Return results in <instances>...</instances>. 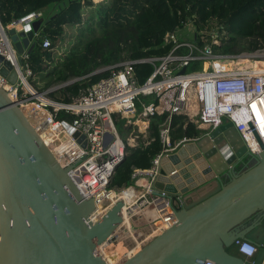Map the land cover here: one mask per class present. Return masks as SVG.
Returning a JSON list of instances; mask_svg holds the SVG:
<instances>
[{"label":"water","instance_id":"1","mask_svg":"<svg viewBox=\"0 0 264 264\" xmlns=\"http://www.w3.org/2000/svg\"><path fill=\"white\" fill-rule=\"evenodd\" d=\"M44 22L39 18L23 31H8L19 66L22 55L35 49ZM0 75L17 83L14 67L1 55ZM246 154L233 123H225L163 156L155 194L183 196L187 205L176 212L172 228L124 264H263L264 151L240 172L238 164ZM72 169L58 163L0 87V264H107L97 248L121 224L124 203L92 224L95 204L83 198L70 177ZM237 240L259 248L254 260L231 252Z\"/></svg>","mask_w":264,"mask_h":264},{"label":"built area","instance_id":"2","mask_svg":"<svg viewBox=\"0 0 264 264\" xmlns=\"http://www.w3.org/2000/svg\"><path fill=\"white\" fill-rule=\"evenodd\" d=\"M41 15V13L32 14L25 19L13 22L6 28L0 22V55L11 63L17 73L15 85L10 84L0 75V87L13 96L14 102L19 107L33 105L35 109L46 113L43 121L36 125L35 129L46 145V136L43 139V133L44 135L49 134L54 139V145L60 143L59 146H53L51 151L54 157L56 152L60 154V158L56 160L63 168L73 167L70 172L71 179L75 183L79 182V185H76L83 198L94 202V211L89 218L92 224L98 223V221H93L98 215V209L95 208L104 206L106 200L113 194L128 190L123 188L120 191L110 188L116 169L126 157L128 145L120 137L114 120L117 116L124 119V114L134 110V99L137 95L144 103L149 123L150 118L155 114L169 112L187 116L191 122L205 132L197 139H182L172 144L169 128L164 127L161 130V140L165 146L163 154L155 159L150 170L134 171L132 178L135 182L143 178H146L147 182L136 190L138 196L134 203L123 202V210L132 222V227H121L122 223L119 233L113 234L109 239L110 242H118L121 238L127 248L124 256H128L138 246L142 249L147 246L149 242L158 237L154 235L156 231L162 235L172 228L177 223L176 212L187 205V199L183 196L176 198L166 192L155 194L154 181L163 156L177 152L189 142L200 140L225 123H233L247 148V159L241 161L238 168L247 162H253L263 153L264 70L219 69L216 67L218 62H228L234 56L214 55L211 46L199 49L192 43L182 42L180 31L170 32L165 37L167 44L174 45L169 55L161 58L128 61L120 65L119 71H113L111 76L87 89L73 103L61 104L49 98L51 90L38 92L33 87L30 83L33 74L26 64L29 55L27 53L22 55L23 66H19L16 51L11 47L8 37V31L12 29L17 32L23 31L25 26L31 25ZM213 44L219 45V42L213 38ZM50 46V41L46 39L43 42V48L48 49ZM183 48H186L189 53L180 54ZM248 57L263 61L264 52L251 54ZM196 63L202 64L203 71L189 72L191 66ZM138 64H150L154 67L153 74L144 85L138 83L135 75V66ZM206 65L207 70H205ZM184 69L186 72L182 74ZM192 80L197 81L199 94L196 109L193 107L191 95L186 91V84ZM147 98H153V100L146 101ZM162 99L166 100V111L164 112H160L159 108ZM157 100H159L158 105H156ZM61 112L71 115L74 118L72 122L58 119ZM70 129L73 130L72 133ZM76 134L78 136H75ZM72 145L76 146L78 153L68 157V150ZM131 188L136 189L135 186L129 189ZM111 208L106 210L103 217ZM149 211H152L154 215L148 216ZM124 219L125 216L122 214V222ZM234 248L240 257L248 261L254 260L259 253V248L254 243L245 240H237ZM129 259L131 258L123 257L121 261L124 264ZM205 264L218 263L207 261Z\"/></svg>","mask_w":264,"mask_h":264},{"label":"trees","instance_id":"3","mask_svg":"<svg viewBox=\"0 0 264 264\" xmlns=\"http://www.w3.org/2000/svg\"><path fill=\"white\" fill-rule=\"evenodd\" d=\"M38 13L45 22L26 64L33 77L48 78L41 92L71 83L49 93L53 101L61 104L73 103L128 61L169 55L174 45L165 42L166 35L189 24L194 27L189 43L199 49L211 46L214 55L237 56L264 49V0H0V22L5 28ZM211 33H215L219 45L213 44ZM46 39L51 43L48 49L43 48ZM242 41L248 45H241ZM188 53L186 48L180 50V54ZM104 69L108 70L97 74ZM201 71V63L189 70ZM153 72L150 64L135 66L140 85ZM141 104L142 101L138 112ZM58 119L72 122L74 118L61 112ZM164 127L169 128L172 144L205 134L187 116L155 114L150 118L148 139L140 140L136 147L127 145L126 157L115 171L111 189L134 187V171L153 167L165 150L161 140Z\"/></svg>","mask_w":264,"mask_h":264},{"label":"bare ground","instance_id":"4","mask_svg":"<svg viewBox=\"0 0 264 264\" xmlns=\"http://www.w3.org/2000/svg\"><path fill=\"white\" fill-rule=\"evenodd\" d=\"M19 29H20V26L18 27ZM216 67H218L219 69H222L219 65H217ZM253 68H255V69H262V70H264V60L263 61H261V62H259L255 67H253ZM242 70V69H241ZM236 71H238V70H236ZM193 86H196L195 87V92L193 93ZM198 87H197V81L196 80H192L191 82H188L187 84H186V91H188V93L191 95V100H193V107L196 109V103H197V101L199 100V94H198ZM9 96H10V98L14 101V99H13V96L11 95V94H9ZM142 100H141V97L139 96V95H137L136 97H135V99H134V110L131 112V113H128V114H124L125 116L124 117H129V116H135L136 118H137V120H141V119H146V120H148L147 119V114H146V111H145V107H144V103H143V101H142V104H141V106H142V110H141V112H138V103L139 102H141ZM20 109L24 112V114L26 115V118L28 119V121L31 123V125L35 128L36 127V125H38L39 123H41L42 121H43V119L45 118V115H46V113L44 112V111H40V110H37V109H35L34 108V106L33 105H26V106H22V107H20ZM43 135V139H44V137L46 136V141H47V146L49 147V149L51 150V149H53L52 147L53 146H59V142L58 143H56V145H54V139L49 135V134H47V133H45V135H44V133L42 134ZM48 135L50 136L49 138H48ZM62 139H64V138H62ZM63 142V140L61 141V143ZM133 144V143H132ZM76 153H78V149L76 148V146H74V145H72V146H70L69 147V150H68V157H71L72 155H75ZM55 158H57V159H59L60 158V154L58 153V152H56L55 153ZM76 184H78L79 185V182L77 181L76 182ZM137 196H138V192L136 191V190H134V189H132L131 191H129V193L128 194H124V195H119V194H116L115 193V195L113 194L112 196H110L107 200H106V203L104 204V206H99L98 208H95V209H98V215L97 216H95L94 217V222L95 221H101L104 217H103V215H104V213H106V210L109 208V207H114V205H116L118 202H125V203H128V204H132V203H134V200L137 198ZM123 209H124V207H123ZM122 209V212H121V216H122V214H123V216H125V219H124V222H121V224H122V226H125L126 225V227H128V228H131V221L128 219V217H127V215H126V213H125V211ZM147 215L148 216H153L154 214H153V212L152 211H149L148 213H147ZM121 224L116 228V230H118L119 229V227L121 226ZM121 226V227H122ZM115 230V231H116ZM114 231V232H115ZM113 234H115V233H113ZM112 234V235H113ZM111 235V236H112ZM154 235L156 236H160L161 235V233L159 232V231H156L155 233H154ZM111 237H109V239H110ZM157 238V237H156ZM155 238V239H156ZM107 240V241H105L104 243H102L101 245H99L98 246V248H97V250H98V252H99V254L100 255H102V257L104 258V260H105V262L107 263V264H114L111 260H109L107 257H105V255L103 254L104 252V248L108 245V244H110L111 242H110V240ZM154 240V239H153ZM152 240V241H153ZM151 241V242H152ZM151 242H149L148 243V245L151 243ZM146 247V246H145ZM141 251H143V249L141 248V247H137L136 249H135V251H133V252H130L129 254H128V256L126 255V256H122V258H120L117 262H116V264H123V262L121 261V259H123V257L124 258H132V257H134L135 255H137L138 253H140ZM115 261V260H114Z\"/></svg>","mask_w":264,"mask_h":264},{"label":"rangeland","instance_id":"5","mask_svg":"<svg viewBox=\"0 0 264 264\" xmlns=\"http://www.w3.org/2000/svg\"><path fill=\"white\" fill-rule=\"evenodd\" d=\"M97 1H100V0H97ZM73 32H75V30ZM193 34H194V27L191 24H189L183 30L180 31V40L182 42H186V41L192 42V40H193L192 39L193 38ZM211 34H212L213 38H215L214 37V34L215 33H211ZM241 45H246L247 46L248 43L246 41H242L241 42ZM263 52H264V49L259 50V51L254 52V53L243 52V53H241V54H239L237 56H234V58H232L228 62H218L216 64V66L219 65L222 69H226V70L227 69L241 70V69L253 68L259 62H261L262 60L261 59H258V58H254V57H248V56L251 55V54H256V53L262 54ZM257 60H260V61H257ZM47 80H48V78L47 79H44L41 75H38V76L32 77L30 79V83L33 85V87L35 86L41 92L42 90H45V87L49 83V81H47ZM62 86H64V85H61V84L54 85V86L51 87V89H50L51 91L50 92L56 91L54 89H59ZM195 87L196 86H193V93L195 92ZM49 98H50V96H49ZM50 99L53 100L52 98H50ZM145 100L146 101H152L153 98H147ZM120 118H123V117H120ZM125 118L127 120V127H129L130 126V124H129L130 123V120L127 119V117H125ZM115 119H116V117H115ZM139 122L141 123V127H142V126H144L143 123H146L147 121H146V119H141ZM124 125H125V120L124 119L123 120L122 119H119V120L116 121V126H117V130H118V133H119L120 137L122 138V140L127 141L129 145H131V146H137V145H139L140 140L144 141V140H147L148 139L149 136L148 135H146L145 137L142 136L141 134H139V129L137 128V130L133 134V136H135V141L136 142L132 144L128 140V136L131 133V131H130V133H127L126 132L127 127H124ZM135 187H136V184H135ZM124 189H128V190H126L123 193H119V195H124V194L126 195V194L129 193V191L132 190V188L131 189L124 188ZM122 190L123 189H120V191H122ZM134 190H139V189L136 188ZM131 227H132V223H131ZM119 229L115 231V234L116 233H119ZM231 250L235 251L234 250V247ZM103 252H104L103 254L105 255V257H107L114 264H116V262L120 258H122V256H124V254L127 252V248H126V245H124V243L121 241V238H120L118 242H111L110 244H108L104 248V251ZM234 253L237 254V255H239L237 253V251H235Z\"/></svg>","mask_w":264,"mask_h":264},{"label":"crops","instance_id":"6","mask_svg":"<svg viewBox=\"0 0 264 264\" xmlns=\"http://www.w3.org/2000/svg\"><path fill=\"white\" fill-rule=\"evenodd\" d=\"M35 41H36V39H35ZM159 108H160V112H164V111H166V100H161L160 101V105H159ZM118 118V119H117ZM119 119H122L123 120V118H120L119 116H117L116 117V119L114 120V123H115V125H116V121L117 120H119ZM127 119H129L130 120V126L129 127H127V120L124 118V120H125V125H124V127H127V129H126V132L127 133H130V131H131V133L129 134V136H128V140H129V142H131V143H135L136 141H135V136H133V134L135 133V131L137 130V128L139 129V134H141L142 136H146V135H148V125H149V120H146L147 122L146 123H143L144 124V126H142L141 127V123L139 122L140 120H137V118L135 117V116H129V117H127ZM116 128H117V126H116ZM124 129V128H123ZM118 131V130H117ZM137 138V137H136ZM127 144H128V142L127 141H125ZM129 145V144H128ZM130 147H136V146H131V145H129ZM147 182V179L146 178H143V179H141L140 181H138V182H135V184H136V188H138V189H140L141 188V186L142 185H144L145 183ZM234 250L236 251V248H234ZM235 251H233V250H231V252H235Z\"/></svg>","mask_w":264,"mask_h":264},{"label":"flooded vegetation","instance_id":"7","mask_svg":"<svg viewBox=\"0 0 264 264\" xmlns=\"http://www.w3.org/2000/svg\"><path fill=\"white\" fill-rule=\"evenodd\" d=\"M251 166H252V162H251V163L247 162V163L244 164L243 166L239 167V171H240V172H241V171H245V170H247L248 168H250Z\"/></svg>","mask_w":264,"mask_h":264}]
</instances>
